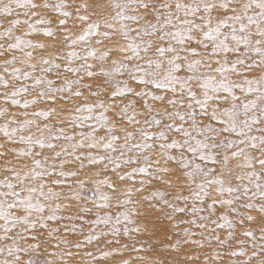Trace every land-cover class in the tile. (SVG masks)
<instances>
[{
  "label": "snow or ice",
  "instance_id": "snow-or-ice-1",
  "mask_svg": "<svg viewBox=\"0 0 264 264\" xmlns=\"http://www.w3.org/2000/svg\"><path fill=\"white\" fill-rule=\"evenodd\" d=\"M103 8L0 0V264H264V0Z\"/></svg>",
  "mask_w": 264,
  "mask_h": 264
},
{
  "label": "rangeland",
  "instance_id": "rangeland-1",
  "mask_svg": "<svg viewBox=\"0 0 264 264\" xmlns=\"http://www.w3.org/2000/svg\"><path fill=\"white\" fill-rule=\"evenodd\" d=\"M87 2L92 6V10L95 12H101L104 10L103 6L105 4H107V0H87ZM257 74H259V72H257ZM85 95H87V93H85ZM67 108L71 109L73 107V105H67ZM67 114V113H66ZM235 163V161H231L229 166L231 167L233 164ZM158 187L160 185H157ZM223 235V233H221ZM257 236L259 237V233H257ZM126 241H122V243H125ZM109 247H116V245H111ZM51 251V249H49ZM208 251H210V249H205L203 250L204 253H207ZM131 255H144L147 256L148 258H152V253L148 252H142V253H132ZM128 254H125L123 256H117L115 257V260H112V258H109V264H119V262L123 259H128ZM225 259H227V257H225ZM203 261V255H201V262Z\"/></svg>",
  "mask_w": 264,
  "mask_h": 264
}]
</instances>
